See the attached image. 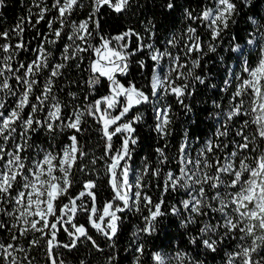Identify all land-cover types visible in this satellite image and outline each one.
I'll return each instance as SVG.
<instances>
[{
	"label": "snow or ice",
	"instance_id": "6c2138e0",
	"mask_svg": "<svg viewBox=\"0 0 264 264\" xmlns=\"http://www.w3.org/2000/svg\"><path fill=\"white\" fill-rule=\"evenodd\" d=\"M20 2L5 28L0 0V264H264V0ZM165 218L171 253L146 247Z\"/></svg>",
	"mask_w": 264,
	"mask_h": 264
},
{
	"label": "trees",
	"instance_id": "16d2710c",
	"mask_svg": "<svg viewBox=\"0 0 264 264\" xmlns=\"http://www.w3.org/2000/svg\"><path fill=\"white\" fill-rule=\"evenodd\" d=\"M7 5L8 6L2 10L3 11V26L5 28L12 25L15 22V20L17 19V17L24 14V11H25V8L22 5V3L20 2V0H7ZM258 10L260 11L261 14H264V4L258 5ZM165 23H167V22L165 21ZM244 28H245V24H244L243 19H241L239 25L236 26V28L234 30L238 31L240 33V35L243 36L244 35V32H243ZM31 35H32L31 32L27 33V37L30 38ZM227 35L228 34L226 33L225 34L226 38H227ZM228 63H233V62L229 61ZM207 69H211V73L213 76L212 83L220 85L221 80L224 76L223 66L220 64H216L215 66H213L211 63H209L207 66ZM207 69H206V71H207ZM68 72H69L70 79H72V80L79 79L76 70L69 69ZM82 85H83V81L81 80V91H83ZM73 87H75V86H73ZM104 92H105V88H100L97 94L103 95ZM201 93L202 94L200 96H197L192 101V103H193L195 112L198 113L200 119L205 121L204 123H201L199 125V128L201 130H204V131H209L208 124L210 122L205 120L206 114L203 111V109L211 108L210 97L211 98H217L218 96L223 95V94L220 93L218 90H214L211 88H209L206 92L203 89H201ZM176 114H177V125L179 127L180 122L187 120L188 117H186L183 114L182 110H180L179 108H177ZM192 118L195 119V116H193ZM147 135H148L147 130L142 129L141 130V145L138 146V148H137V153H138V155L136 157L137 162H139L140 157L149 155L151 152L150 145L154 142L150 141V140H145L144 137ZM92 143H94V141ZM105 188H106V185H101L102 196L107 195V192L104 191ZM130 231H131V225L129 224L127 232L125 233V236L122 237V239L120 241L121 248H124L126 246V244H127V233ZM182 231L183 230L179 227L178 221L176 223H172L168 220V218H165L164 222L160 225V231L158 232V234L155 237L151 238V242L148 243L146 245V247L152 251L163 250V251H166L168 253H171L173 250V247L179 242L180 234ZM61 238H63V237H61ZM97 238L101 242V244L103 245V239L100 237H97ZM125 255H127V254L124 252L121 253L122 257ZM39 258H40V264H43L42 257H39ZM67 259L70 261V264H75L74 256L69 255L67 257ZM94 264H102V257H100L98 255L97 259L94 261ZM123 264H130V261L124 260ZM208 264H219V260H216V261L209 260Z\"/></svg>",
	"mask_w": 264,
	"mask_h": 264
}]
</instances>
